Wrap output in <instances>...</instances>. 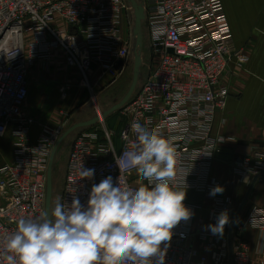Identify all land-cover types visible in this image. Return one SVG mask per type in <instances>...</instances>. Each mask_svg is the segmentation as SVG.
Returning a JSON list of instances; mask_svg holds the SVG:
<instances>
[{"label": "built area", "instance_id": "built-area-1", "mask_svg": "<svg viewBox=\"0 0 264 264\" xmlns=\"http://www.w3.org/2000/svg\"><path fill=\"white\" fill-rule=\"evenodd\" d=\"M139 2L150 57L157 64L119 110L123 124L118 133L107 130L98 115V130L77 132L58 200L70 205L78 197L86 206L92 186L108 176L114 185L119 178L122 187L146 184L138 168L128 167L125 152L132 150L137 139V125L152 128L175 146L173 186L212 201L207 230L196 235L202 244L200 254L192 242L199 203L185 198L184 205L194 215L173 228L165 264H253L244 237L248 228L258 231L256 264H264V209L253 208L237 220L232 197L209 195L214 187H222L212 173L217 161L230 163L240 182L264 173V149L254 148L233 160L226 148L231 139L214 127L229 94L224 80L229 64L242 67L248 57L234 44L219 0ZM132 18L125 0H0V137L9 133L12 149L11 161L0 167V247L21 218H36L44 212L49 156L66 130V122L45 125L31 139L24 112L29 70L37 63H48L53 50L59 49L86 83L91 66L113 77L121 75L132 47L123 35L122 21L127 25ZM67 91L68 87L60 89L61 99ZM81 165L94 169V175L83 179ZM222 212H227L229 222L222 236L214 235L208 226L216 224Z\"/></svg>", "mask_w": 264, "mask_h": 264}, {"label": "clouds", "instance_id": "clouds-1", "mask_svg": "<svg viewBox=\"0 0 264 264\" xmlns=\"http://www.w3.org/2000/svg\"><path fill=\"white\" fill-rule=\"evenodd\" d=\"M137 128L125 160L146 184L122 187L119 178L114 185L108 176L92 186L86 206L78 197L70 205L58 200L39 217L21 218L16 230L3 237L0 264H165L173 228L194 213L183 203L186 191L172 183L174 144L152 128ZM94 171L81 165L80 175L91 178ZM222 192L216 186L209 195ZM228 222L222 212L208 227L222 236Z\"/></svg>", "mask_w": 264, "mask_h": 264}, {"label": "crops", "instance_id": "crops-1", "mask_svg": "<svg viewBox=\"0 0 264 264\" xmlns=\"http://www.w3.org/2000/svg\"><path fill=\"white\" fill-rule=\"evenodd\" d=\"M219 2L228 21L234 44L237 48L242 49L248 57L247 62L242 67H238L235 62L229 64L228 75L224 79L228 86L229 94L224 110L216 118L214 125L216 132L231 139L226 144V148L230 157L235 160L250 153L254 148L264 149V0H219ZM123 26L124 22L122 21V28ZM48 63L50 65V76L54 77L52 78L54 81L57 83L68 81L71 85L68 88L69 93L67 91L63 102L59 100L61 96L58 98L56 91L48 95H40L32 106H27L26 99L24 112L30 119V137L33 140L39 136L42 126L53 127L66 122L67 129L74 123L88 121L96 116L94 109L92 111L89 106L90 98L80 102L85 89L78 84L76 73L72 71L74 67L67 64L63 52L59 49H54ZM43 64L46 65V63H37L35 66L41 67ZM41 69L45 70L43 67ZM37 71L39 72V70ZM98 73L102 74L99 79ZM104 76L105 73H102L95 66H91L86 73L87 83L93 87L97 106L98 98L96 96L98 97V88L102 86ZM62 108L65 109L66 115L62 113ZM221 118L225 119L223 125L221 124ZM86 129L98 130V123ZM0 140L8 144V154L0 163L1 167L11 161L12 149L9 133L0 137ZM212 173L221 180L222 193L232 197L234 203L241 198L239 203L242 206L234 213L237 220L245 218V215L249 213V208L252 206L253 208L264 209V173L251 181L240 182L232 174L231 164L219 161L214 163ZM188 194L193 196L192 198H196L195 200L191 199V201L199 203L198 209L203 204L204 207L209 205L206 215L196 216L195 213L192 242L201 254L203 252L201 249L202 244L196 235L199 231H205L207 228L200 229L198 224L201 222L206 223L207 215L212 207V201L193 193H187V197L190 196ZM203 217H205V220L202 219ZM244 237L248 241L251 261L256 264L259 247L258 231L248 228Z\"/></svg>", "mask_w": 264, "mask_h": 264}, {"label": "rangeland", "instance_id": "rangeland-1", "mask_svg": "<svg viewBox=\"0 0 264 264\" xmlns=\"http://www.w3.org/2000/svg\"><path fill=\"white\" fill-rule=\"evenodd\" d=\"M132 29H133V18H132V20L129 19L128 24L127 25L124 24V26L122 28V32H123L124 37L129 38L131 43H132L131 54H130L129 60H128L127 65H126V67H125V69L121 75H119L117 77H113L112 75L105 74L106 77L104 76L103 80H102L103 84H102V86H100V88H98V97L96 96V98H98V106H97V102H96L95 95H94L95 93L93 92V87H91L92 85H90V84L87 85V83L85 81H83L80 73L75 68H72V71L74 73H76L75 76L77 77L76 80L78 81V84L85 89L84 90L85 93H84L82 99L80 100V102L83 101L84 99L90 98V105L89 106L92 109V111L94 109L96 115H98L99 117H101V114L103 111L108 109L110 106L115 105L116 103H118L121 100V98L124 96V94L126 93L127 89L129 88V85L131 83L132 71H133V54H132V52H133V46H134V41H135L133 36H131L132 35ZM141 35H142V52H141V54H142L141 55L142 56V65L140 67L139 78H138V83H137L135 92L139 89V87L142 85V83L148 77L150 71L157 64V59L153 60L150 57L151 47H150L149 39L147 36V25L145 24V22H143L141 25ZM37 66H34L33 68H31L27 74V81H28V85H29V89H28L29 95L27 98V106H32L35 103V101L39 98L40 95H43V94L48 95L49 93H51L53 91L57 92L58 98H59L60 97L59 90L62 87H65V88L68 87L69 88L71 85V83H69L68 81H66L64 83H57L56 81H54L52 79L54 77L50 76V71H49L50 65H49V63H46V65H44V64L41 65V67H43L45 70L41 69L40 66H38V67ZM37 70H39V72ZM68 75H70V73H68ZM98 75H99L98 76V79H99L102 76V74L98 73ZM135 92H134V94H135ZM68 93H69V91H68ZM59 100L63 102L64 99H61V97H60ZM61 110L63 111L62 113L66 115V112L64 111L65 109L62 108ZM77 119H79V118H77ZM29 121H30V119H29ZM101 122H103V126L107 130L113 131L114 133H118L122 127V124H123V120L120 117L119 111L114 112L113 114H111L107 118H105L104 120L101 119ZM79 131L80 130L69 135L60 144V146L58 147V150L56 152L54 162H53V170H52L54 193H53V197H52V208H51V210L54 209V207L58 201V195H59L60 188L62 186V180H63V174H64V168H65V163H66V159H67V154L70 151L69 147L71 148L72 141H73L75 135L77 134V132H79ZM7 146H8V144H6L2 140H0V163L6 158V156L8 154ZM188 195H190V194H188ZM192 197L193 196L190 195L188 197L186 196L185 198L190 199V200L196 199V198H192ZM198 199H200V197H198ZM240 199L235 201V203L233 201V206H234V212L233 213H236V210H238V208L242 206L241 203H239ZM208 206L204 207V204H203L200 207V209H198L195 212L196 216L197 215H199V216L206 215V211H207ZM252 209H253V206L251 208H249V212ZM248 214H246L245 217ZM205 217H203L202 219L205 220ZM198 226L200 227V229H206L207 228L206 223H204V222L203 223L201 222L200 224H198Z\"/></svg>", "mask_w": 264, "mask_h": 264}, {"label": "water", "instance_id": "water-1", "mask_svg": "<svg viewBox=\"0 0 264 264\" xmlns=\"http://www.w3.org/2000/svg\"><path fill=\"white\" fill-rule=\"evenodd\" d=\"M132 9L133 15V29H132V36L134 38V46H133V71H132V78L129 88L127 89L124 96L121 100L113 106H110L108 109L102 112L101 119L104 120L109 115L113 114L114 112L119 111L132 97L135 92L138 78H139V71L142 65V35H141V25L144 22V11L141 3L139 0H125ZM171 52V51H169ZM119 68V66L117 67ZM99 117L96 115L92 119L84 122L74 123L70 127H68L62 136L58 139V141L53 146L49 160L48 166L46 171V194H45V204H44V212L51 211L52 206V197H53V178H52V170H53V162L60 144L71 134L78 130H83L89 127L94 126L98 123Z\"/></svg>", "mask_w": 264, "mask_h": 264}, {"label": "trees", "instance_id": "trees-1", "mask_svg": "<svg viewBox=\"0 0 264 264\" xmlns=\"http://www.w3.org/2000/svg\"><path fill=\"white\" fill-rule=\"evenodd\" d=\"M51 208H52V206H51Z\"/></svg>", "mask_w": 264, "mask_h": 264}]
</instances>
